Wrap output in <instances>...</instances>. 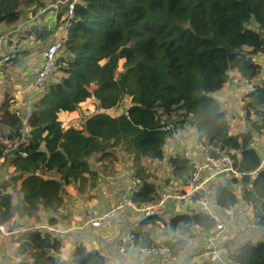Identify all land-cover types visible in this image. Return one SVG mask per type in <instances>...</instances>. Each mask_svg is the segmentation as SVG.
Instances as JSON below:
<instances>
[{
  "label": "trees",
  "instance_id": "obj_1",
  "mask_svg": "<svg viewBox=\"0 0 264 264\" xmlns=\"http://www.w3.org/2000/svg\"><path fill=\"white\" fill-rule=\"evenodd\" d=\"M57 1L63 0H0V24L15 27L22 8L30 6L36 14ZM65 11V4L60 5L56 25L64 23ZM31 29L37 39L50 34L38 24ZM65 30L53 72L61 76L50 79L36 94L26 121L11 108L13 96L5 92L0 104V140L12 145L23 135L25 140L8 151L0 141V157H5L0 172L3 165L14 168L8 183L0 184V222L18 228L21 218L37 219L40 208L51 212L49 221L55 222L64 186L93 182L97 172L91 170L89 159L99 154L101 161L111 160V167L116 148L124 149L133 177L141 181L132 195L137 205L159 200L168 192L169 182L184 184L193 171L192 160L183 152L187 143L172 137L181 127L195 132L197 159L218 161L229 156L243 174L241 196L254 208L253 226L264 228V168L252 146L255 135H264V86L255 83L253 91L246 89L249 127L241 131L230 129L228 114L214 97L233 79L234 71L242 87L241 80L260 76L264 0H78ZM89 100L95 111L82 118L80 127H64L59 113L77 112ZM125 103L118 115L107 112ZM169 140L172 149L176 143L182 146L174 155L165 153ZM142 158L148 159L145 166ZM163 161L171 169L167 176L163 173L164 185L156 174ZM110 167L102 172L111 174ZM225 181L214 197L228 208L237 202L235 179ZM157 219L165 226L160 234L164 238L157 240L151 229L141 231L145 224L141 221L134 227L135 243H163L174 255L183 249L185 238L196 237L194 227L199 228L197 235L206 237L215 226L198 210L175 211L167 220L160 215ZM15 241L17 253L27 254L29 264L59 263V239L30 229ZM229 257L234 264H264V236L257 243L236 247ZM73 264L107 263L80 245L73 250Z\"/></svg>",
  "mask_w": 264,
  "mask_h": 264
},
{
  "label": "crops",
  "instance_id": "obj_2",
  "mask_svg": "<svg viewBox=\"0 0 264 264\" xmlns=\"http://www.w3.org/2000/svg\"><path fill=\"white\" fill-rule=\"evenodd\" d=\"M54 5L55 3L49 4L44 8L47 11L44 13H39V11L36 14L30 12V6L22 8L19 20L16 22H19V24L15 27L0 24V34L9 30H15L19 27V31L16 32L14 37H12L13 39H9L8 43L10 44L12 41H16L20 46V49L21 47L23 49V51L20 50L21 53L16 54L14 58H10L11 60L0 56V69L8 71V68H10L7 76L11 79L7 89L0 87V89L4 90L0 97V104L4 100L5 92L10 96H13L15 101L11 108L20 107L23 101L25 103L28 97L26 89L29 86L27 85L28 80H24L29 79L32 84L35 72L41 63V52L45 49L47 44L51 43L58 37L61 31V26L56 25V17L60 5L53 7ZM33 24H38L39 27H45L46 30L50 31L49 36L46 39H37L31 29ZM22 25H24V27L23 31L20 33ZM262 72H264V62L263 68H261V73ZM231 74L233 79L219 92L214 94V97L219 101L221 109L228 114L230 129L233 132H236L247 129L249 127V122L245 118L244 108L246 88L240 85V77L235 71ZM54 76H57V73H54L50 79H54ZM60 76L61 74L58 73V77ZM22 93L25 94L26 98L22 99ZM86 106L90 109L89 114H92L95 111L94 104L90 100L82 103L79 106V109L81 110ZM22 108L24 109V104L22 105ZM71 113L80 115L79 111ZM250 117H253V114H251ZM176 144L178 147H182L180 143ZM252 146L261 158L260 167L264 168V135H255ZM175 153L176 152L170 155H174ZM98 156L99 154H97V157ZM127 157L130 160L129 156ZM90 160L91 159H89V163H91ZM96 160L100 162V159L96 158ZM118 160L119 158L116 159V161ZM146 160L148 161V159ZM141 164H144L142 159ZM101 168H103L101 163H99L97 167L92 166L91 170L97 172V177L91 183L88 179L84 181L83 184H80L79 181H74L64 186V193L62 194L63 202L60 206V212L56 215L55 222L51 223L49 221V218L52 217L51 212L48 213V211L42 208H40L38 212L37 219L33 217L21 218L19 220L20 226H18V228H10L9 222H2L7 229L12 232L7 235L0 234V264L31 263V259L27 254L17 253V242L15 241L21 233L30 229L38 230L41 233L45 232L50 235L51 238L60 240L62 246L58 253V264H73V250L80 245L84 246L87 250L95 251L105 259L107 264H161L160 259L157 256H142L133 250L127 251L125 254L119 253L117 247L118 239L127 229L132 228L134 230L135 226L138 227L141 221L146 223L145 225L144 223L140 225L141 231L146 229H151L153 231L156 230L155 234L152 235H156L158 237L157 240L164 238L163 235H160L163 232H160L165 226L158 221L159 218L157 219V217L160 215L164 220H167L170 213L175 211L185 212V210L178 207L175 201L167 200L163 210L150 217H145L142 214L127 208L119 213L117 221L111 226L92 227L88 225L86 223L90 218L106 211L119 197L123 194H129L131 191L133 193L141 184V181L137 186L133 184L134 179L132 176L134 175V171L131 167V162L128 163L126 169L122 170H119L113 162V165L110 167L113 170L112 173L106 174L105 177L99 175L102 171ZM166 169H168V172L165 173L167 175L171 169L170 167ZM13 171L14 168L10 165L7 167L4 165L2 166L0 172L1 185L2 183L4 185L8 183L9 177L13 175ZM225 178L229 179L233 177L229 174H219L206 181L203 189L209 197L215 198L214 196H217L216 192L218 186L221 184H227ZM179 185L180 183L177 180H174L169 182L166 186L169 192L174 189L171 187L177 188ZM104 187H106V190H103ZM232 188L236 194L237 202L228 208L219 206L217 209L225 223V229L223 232L224 236L219 240V248L222 253L227 254V256H229L230 253L227 249L232 247L234 250L236 247H240L246 242L257 243L260 237L264 236V228H256L253 226L254 208L242 199L241 194L244 186L241 180L236 179L232 184ZM110 194L115 195V197L110 199ZM15 199L14 194L13 202H15ZM167 202H173L174 206L168 205ZM148 223H155L152 225L155 226V229H152ZM197 231H199V228L196 226L194 227L196 237L185 238L183 249L176 253L175 256L178 258V264H185L188 259L201 253V250L204 247L205 237H202L199 234L197 235ZM191 242L197 243L191 245ZM229 245H231V247H229ZM17 257L20 258L19 262H16L15 260Z\"/></svg>",
  "mask_w": 264,
  "mask_h": 264
},
{
  "label": "built area",
  "instance_id": "obj_3",
  "mask_svg": "<svg viewBox=\"0 0 264 264\" xmlns=\"http://www.w3.org/2000/svg\"><path fill=\"white\" fill-rule=\"evenodd\" d=\"M77 1L78 0L57 1L53 6L55 7L65 4V21L60 27L61 31L58 37L51 43L47 44L41 53V63L34 75L32 84H30L26 89L28 97L25 103L24 101L22 103V105L24 104V109L22 108V105L15 108V112L23 117L24 122L30 114V105L34 100L35 94L46 85L56 69L58 49L61 47L62 39L66 34L65 29L70 25L73 18V9ZM44 11L45 9H41L39 13H43ZM18 31L19 27L15 30H9L0 34V56L5 59L14 58L20 50V46L16 41H12L10 44L8 43L9 39L14 37ZM258 56H261V54ZM255 83H258L260 86H264V72L260 74L257 79L250 81L247 79L241 80V84H243V86L249 91L254 90ZM26 129L27 127L25 126L24 130ZM182 130L183 129H181V127H176L172 133V137L179 140ZM23 137L24 135L20 138L19 142H15L13 145L12 143L7 142L8 148L5 150L8 151L10 148L18 145L21 141H25ZM179 141L181 142V140ZM184 156L192 160L193 163V171L184 184H180L177 188L173 187V191L163 192L159 200L143 206L137 205V203L133 200L132 191L129 194H123L109 209L99 215H96L95 217L90 218L86 224L92 227L111 226L115 223V221H117L119 213L127 208H130L145 217H150L160 213L165 207L167 200H173L176 205L181 209H184L185 212L191 213L198 210L204 216L208 217L209 220H213L215 224L212 232H210L204 239V247L202 248L201 253L188 259L185 264H234L231 258L227 256V254L222 253L219 248V240L225 229V223L217 211L220 205L215 198H210L203 188L206 181L219 174H229L237 180L241 179L243 174L237 171L235 166L232 165L229 156H226L218 161H214L211 158L194 160L189 154V151H185ZM4 160L5 157L2 155L0 157V163ZM133 179V184L137 186L140 180L135 177ZM2 193L3 189L0 187V197ZM11 232L12 231L7 229L4 223L0 222L1 235H7ZM117 247L119 253L121 254H125L127 251L133 250L142 256H157L160 259L161 264H178V258L173 254L170 248L163 243L155 244L149 242L137 246L135 243V233L132 228L127 229L119 237ZM229 247H231V245H229ZM227 250L230 254L233 252L232 247ZM15 260L16 262H19L20 258L17 257Z\"/></svg>",
  "mask_w": 264,
  "mask_h": 264
},
{
  "label": "rangeland",
  "instance_id": "obj_4",
  "mask_svg": "<svg viewBox=\"0 0 264 264\" xmlns=\"http://www.w3.org/2000/svg\"><path fill=\"white\" fill-rule=\"evenodd\" d=\"M251 26L252 25H250V27ZM21 51H23V49H21ZM9 69L10 68H8V71H9ZM5 71H7V70L0 69V87L3 88V89H7V86L9 85V83L11 81V79L7 76V74H9V72L8 71L5 72ZM58 79H59V77H58V73H57V76H54V80H58ZM24 81H27V85L28 86L31 84V81H29V79H25ZM3 89H0V97H1V94L3 93V91H4ZM24 98H26V96H25L24 93H22V99H24ZM18 99H21V98H18ZM126 104L127 103L122 104L118 108L110 109L107 112L110 115H114V116L118 115L122 110H124ZM88 106H89V104H88ZM79 112H80V115L79 114L76 115V113H60L59 117H60L61 122L63 123L64 127H69V126L80 127L82 118L87 116V115H89L90 109L86 106V107H83L81 110L79 109ZM172 140H169L168 143L164 146V150H165L166 155H170V154L176 152L179 149V147H180V146L178 147V145L176 144L174 146V148L172 149L171 148L172 146L169 143ZM179 140H181V142L183 141V142L187 143V145H186V147H185L183 152L189 151V154L192 156V158L194 160L206 159V158H198L197 159V157H196L195 150H198L199 146L197 144L196 135H195L194 131H192L191 129L189 130L187 128L183 129L181 131V133H180V139ZM0 141L4 144V146H6L8 148V145H7L6 141H4V140H0ZM111 150L112 149L109 150L110 151L109 153H111ZM113 151H116V157L119 158L118 161H114L115 166H117L119 170L126 169V167H128V163L130 162V160L127 157L128 155L125 152H123L124 149L116 148V149H113ZM197 156H198V154H197ZM96 158H97V155H95L90 160L91 169H92V166L93 167H97L99 163H101L102 167H105V166H109L110 167V161H111L110 159H103L102 161L100 160V162H99V161L96 160ZM142 161H144V164H142V165L145 166L147 164L146 163V161H147L146 158H142ZM154 165L156 166V163ZM166 168H169V167L166 165L165 161H163L162 166H160V168H158V170L156 172L157 176L160 179L159 180V184L164 185L163 179H164L166 174L164 175L163 173H167L168 172V169H166ZM102 171L99 173V175L102 176V177H105L107 173H104ZM84 175H87V174H84ZM99 180H100V178H99ZM103 190H106V187H104ZM113 197H115V195L110 194V199H112ZM100 203H102V202H100ZM113 204L114 203H112L111 205H113ZM148 224H149L150 227H152V229H155V226H152L153 224H150V223H148ZM164 230H165V228H162V231L160 233L164 232ZM155 231L152 232L153 235L155 234ZM235 232H236V230H235ZM223 236H224V233L222 234L221 238ZM194 243H197V242H191V245H193Z\"/></svg>",
  "mask_w": 264,
  "mask_h": 264
},
{
  "label": "water",
  "instance_id": "obj_5",
  "mask_svg": "<svg viewBox=\"0 0 264 264\" xmlns=\"http://www.w3.org/2000/svg\"><path fill=\"white\" fill-rule=\"evenodd\" d=\"M45 11H47V10H45ZM45 11H44V12H45ZM44 12H43V13H44Z\"/></svg>",
  "mask_w": 264,
  "mask_h": 264
},
{
  "label": "clouds",
  "instance_id": "obj_6",
  "mask_svg": "<svg viewBox=\"0 0 264 264\" xmlns=\"http://www.w3.org/2000/svg\"><path fill=\"white\" fill-rule=\"evenodd\" d=\"M242 178V177H241ZM236 180V179H235ZM241 180V179H240Z\"/></svg>",
  "mask_w": 264,
  "mask_h": 264
}]
</instances>
